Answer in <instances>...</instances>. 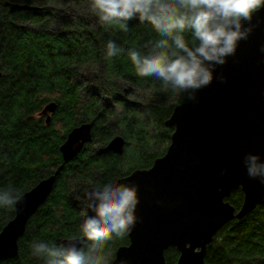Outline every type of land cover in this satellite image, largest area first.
<instances>
[{
  "label": "trees",
  "instance_id": "16d2710c",
  "mask_svg": "<svg viewBox=\"0 0 264 264\" xmlns=\"http://www.w3.org/2000/svg\"><path fill=\"white\" fill-rule=\"evenodd\" d=\"M90 3L0 0V189L23 194L62 167L45 203L28 219L16 256L0 264H43L31 255L33 242L60 244L80 235L85 191L149 168L170 142L165 121L189 100L137 75L127 52H147L143 46L157 35L151 25L133 19L128 32L102 26ZM109 40L125 52L108 58ZM50 102L56 109L47 125L39 112ZM86 123L91 143L63 164L59 147L73 127ZM117 135L125 140L121 155L106 149ZM242 198L236 190L226 201L238 211ZM13 215L0 209V231ZM118 240L110 247L111 260L129 243L127 237ZM164 256L174 264L179 254L169 248ZM204 264H264V206L223 226L207 245Z\"/></svg>",
  "mask_w": 264,
  "mask_h": 264
},
{
  "label": "water",
  "instance_id": "95a60500",
  "mask_svg": "<svg viewBox=\"0 0 264 264\" xmlns=\"http://www.w3.org/2000/svg\"><path fill=\"white\" fill-rule=\"evenodd\" d=\"M5 6L33 9L8 2ZM253 24L252 35L216 68L212 83L197 91L195 100L174 107L164 123L172 129L164 154L149 168L135 169L114 183L135 186L139 203L129 243L116 249L111 264H166L169 248L179 254L175 264H204L206 247L223 226L264 206V183L249 177L244 162L248 155L264 162V8L254 15ZM55 109L50 102L39 112L45 124ZM91 141V124L73 127L59 147L63 164ZM124 146L117 135L106 149L121 155ZM61 168L22 194L13 218L0 231V261L16 256L28 219L45 203ZM91 189L83 195L88 215L86 193ZM236 190L243 195L237 212L226 201Z\"/></svg>",
  "mask_w": 264,
  "mask_h": 264
},
{
  "label": "clouds",
  "instance_id": "9594fccd",
  "mask_svg": "<svg viewBox=\"0 0 264 264\" xmlns=\"http://www.w3.org/2000/svg\"><path fill=\"white\" fill-rule=\"evenodd\" d=\"M90 7L102 26H118L128 32L136 19L151 25L157 34L143 47L127 55L140 77H153L173 94L195 93L209 86L217 67L234 57L241 41H247L256 25L254 15L264 0H91ZM106 56L125 52L114 41L106 45ZM264 54V46L260 48ZM223 82V77H216ZM247 173L264 183V162L245 157ZM87 212L79 226L80 235L64 243L35 241L31 255L43 264H111L110 247L131 234L137 222V189L127 184L102 183L87 191ZM22 193L0 189V209L16 210Z\"/></svg>",
  "mask_w": 264,
  "mask_h": 264
},
{
  "label": "flooded vegetation",
  "instance_id": "af4514ba",
  "mask_svg": "<svg viewBox=\"0 0 264 264\" xmlns=\"http://www.w3.org/2000/svg\"><path fill=\"white\" fill-rule=\"evenodd\" d=\"M242 200H243V198H242ZM242 204V203H241ZM241 206V205H240ZM240 208V207H239ZM239 210V209H238ZM236 211V210H235ZM237 212V211H236ZM112 261V260H111ZM177 261V260H176ZM176 261L174 262V264L176 263ZM166 262V261H165Z\"/></svg>",
  "mask_w": 264,
  "mask_h": 264
},
{
  "label": "rangeland",
  "instance_id": "374dc122",
  "mask_svg": "<svg viewBox=\"0 0 264 264\" xmlns=\"http://www.w3.org/2000/svg\"><path fill=\"white\" fill-rule=\"evenodd\" d=\"M118 243H119V240H118ZM118 246H120V244Z\"/></svg>",
  "mask_w": 264,
  "mask_h": 264
},
{
  "label": "bare ground",
  "instance_id": "6f19581e",
  "mask_svg": "<svg viewBox=\"0 0 264 264\" xmlns=\"http://www.w3.org/2000/svg\"><path fill=\"white\" fill-rule=\"evenodd\" d=\"M229 203V202H228ZM230 204V203H229Z\"/></svg>",
  "mask_w": 264,
  "mask_h": 264
}]
</instances>
